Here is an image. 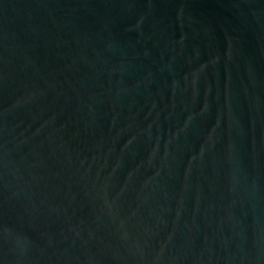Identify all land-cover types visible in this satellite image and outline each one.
Returning <instances> with one entry per match:
<instances>
[{"label":"water","instance_id":"water-1","mask_svg":"<svg viewBox=\"0 0 264 264\" xmlns=\"http://www.w3.org/2000/svg\"><path fill=\"white\" fill-rule=\"evenodd\" d=\"M0 264H264V0H0Z\"/></svg>","mask_w":264,"mask_h":264}]
</instances>
